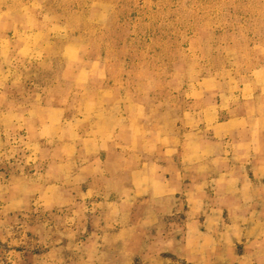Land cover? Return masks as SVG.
<instances>
[{
  "label": "crops",
  "instance_id": "1",
  "mask_svg": "<svg viewBox=\"0 0 264 264\" xmlns=\"http://www.w3.org/2000/svg\"><path fill=\"white\" fill-rule=\"evenodd\" d=\"M34 18L31 8L0 11V161L15 164L0 168V210L77 220L94 210L85 262L264 264V68L228 91L204 80L188 108L153 124L85 45L43 57L40 76L51 42H28L41 30ZM71 48L81 57H67ZM8 51L29 53L14 73Z\"/></svg>",
  "mask_w": 264,
  "mask_h": 264
},
{
  "label": "rangeland",
  "instance_id": "2",
  "mask_svg": "<svg viewBox=\"0 0 264 264\" xmlns=\"http://www.w3.org/2000/svg\"><path fill=\"white\" fill-rule=\"evenodd\" d=\"M24 8L33 9L41 29L28 42H51L41 54L40 76L49 71L43 57L60 58L64 44L85 45L87 58L106 65L109 84L135 95L153 124L169 123L188 108L192 90L207 88L204 80L215 79L216 90L228 91L264 68V0H0V11ZM66 52L81 57L74 48ZM17 53L4 52L1 59L13 63V73L14 60L29 54ZM6 133L11 143L13 131ZM1 167L15 170L14 163L0 161ZM65 213L28 209L14 218L0 210V264H95L80 251L96 247L94 239L84 243L94 233L96 212L82 220Z\"/></svg>",
  "mask_w": 264,
  "mask_h": 264
}]
</instances>
